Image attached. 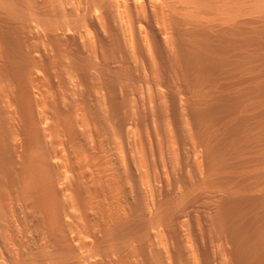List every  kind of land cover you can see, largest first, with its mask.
<instances>
[{
  "label": "bare ground",
  "instance_id": "1",
  "mask_svg": "<svg viewBox=\"0 0 264 264\" xmlns=\"http://www.w3.org/2000/svg\"><path fill=\"white\" fill-rule=\"evenodd\" d=\"M0 264H264V0H0Z\"/></svg>",
  "mask_w": 264,
  "mask_h": 264
}]
</instances>
